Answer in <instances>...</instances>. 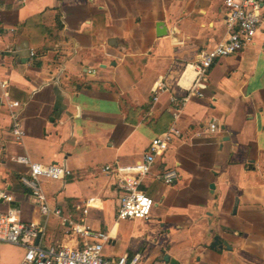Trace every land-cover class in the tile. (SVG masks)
I'll return each mask as SVG.
<instances>
[{
	"label": "crops",
	"instance_id": "crops-1",
	"mask_svg": "<svg viewBox=\"0 0 264 264\" xmlns=\"http://www.w3.org/2000/svg\"><path fill=\"white\" fill-rule=\"evenodd\" d=\"M224 18V0H0V81L8 84L0 85V191L13 198L0 199V213L15 209L39 224L43 248L82 246L67 219L107 232L110 258L264 264V24L253 44L213 64L202 97L182 105L200 54L227 38ZM212 119L215 134L207 132ZM174 125L184 139L145 183L155 201L150 219L118 221L121 191L104 167L141 160ZM18 156L72 171L41 181L61 217L41 213ZM167 170L178 173L173 186L156 179ZM216 236L226 246L210 249ZM10 249L20 264L25 249L4 243L0 264H11Z\"/></svg>",
	"mask_w": 264,
	"mask_h": 264
},
{
	"label": "built area",
	"instance_id": "built-area-1",
	"mask_svg": "<svg viewBox=\"0 0 264 264\" xmlns=\"http://www.w3.org/2000/svg\"><path fill=\"white\" fill-rule=\"evenodd\" d=\"M264 0H224L225 18L224 23L228 31L227 38L216 47L200 54L199 63L195 66L196 79L189 89L188 94L182 99V105L192 95L202 97V91L206 89L208 71L213 64L222 58L234 55L243 51L253 44L257 33L264 24ZM0 20V35L2 30ZM31 56H35L31 52ZM0 85L6 89L7 83ZM160 90L164 89L162 84ZM6 103L10 108L19 106L18 102H10L9 95H4ZM175 112V119L178 120L181 110ZM12 134L18 143H22L25 137V130L20 124L17 115L13 113ZM219 131V124L216 119H212L207 132L215 134ZM182 130L176 125L164 134L156 136L150 143L149 149L142 159L128 165L114 163L106 165L104 173L114 178L117 187L121 191L120 206L117 211L118 221L128 220H149L155 206L154 199L144 189L146 181L152 175V170L158 159L162 158L175 141H183ZM17 163L29 167V172L21 177L24 187L29 190L37 202L41 213L49 217L54 215L62 216V211L51 208L41 186L42 180H64L72 176V171L63 165L50 164L43 165L32 162L26 156H18L14 159ZM167 186H173L178 179L176 170H167L156 176ZM0 199L11 203L13 198L5 191H0ZM92 201V200H91ZM87 203L84 213L87 214ZM70 228L83 240L80 247L70 248L66 246H50L43 248L36 245V240L41 233L39 224L33 222H23L18 217V212L11 209L8 212L0 213V243L14 245L25 249V254L20 264H140L142 254L136 253L132 257L124 255L118 258L107 257L104 253L105 246L109 243L107 232L93 234L87 227H80L71 221L64 219ZM93 238L92 241L88 240ZM154 264H168L167 262H156Z\"/></svg>",
	"mask_w": 264,
	"mask_h": 264
},
{
	"label": "water",
	"instance_id": "water-1",
	"mask_svg": "<svg viewBox=\"0 0 264 264\" xmlns=\"http://www.w3.org/2000/svg\"><path fill=\"white\" fill-rule=\"evenodd\" d=\"M213 188V186H212ZM39 239V238H38ZM36 244H38V241H36ZM223 246H226V244L221 240L220 237L216 236L210 245V249H217V248H222ZM171 264H178L175 260L170 259Z\"/></svg>",
	"mask_w": 264,
	"mask_h": 264
},
{
	"label": "rangeland",
	"instance_id": "rangeland-1",
	"mask_svg": "<svg viewBox=\"0 0 264 264\" xmlns=\"http://www.w3.org/2000/svg\"><path fill=\"white\" fill-rule=\"evenodd\" d=\"M7 251L9 253V260L11 264L15 263L18 260V255H19L18 250L10 249Z\"/></svg>",
	"mask_w": 264,
	"mask_h": 264
},
{
	"label": "trees",
	"instance_id": "trees-1",
	"mask_svg": "<svg viewBox=\"0 0 264 264\" xmlns=\"http://www.w3.org/2000/svg\"><path fill=\"white\" fill-rule=\"evenodd\" d=\"M57 23H58V25H60L58 20H57Z\"/></svg>",
	"mask_w": 264,
	"mask_h": 264
},
{
	"label": "bare ground",
	"instance_id": "bare-ground-1",
	"mask_svg": "<svg viewBox=\"0 0 264 264\" xmlns=\"http://www.w3.org/2000/svg\"><path fill=\"white\" fill-rule=\"evenodd\" d=\"M190 72V71H189ZM190 74V73H189Z\"/></svg>",
	"mask_w": 264,
	"mask_h": 264
}]
</instances>
